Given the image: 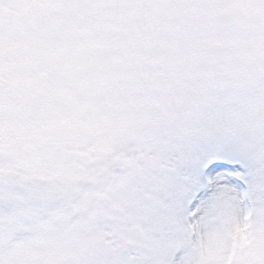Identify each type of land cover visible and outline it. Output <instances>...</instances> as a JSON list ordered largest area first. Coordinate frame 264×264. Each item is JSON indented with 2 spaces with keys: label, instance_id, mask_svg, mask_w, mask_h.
Instances as JSON below:
<instances>
[{
  "label": "snow or ice",
  "instance_id": "snow-or-ice-1",
  "mask_svg": "<svg viewBox=\"0 0 264 264\" xmlns=\"http://www.w3.org/2000/svg\"><path fill=\"white\" fill-rule=\"evenodd\" d=\"M0 264H264V0H0Z\"/></svg>",
  "mask_w": 264,
  "mask_h": 264
}]
</instances>
